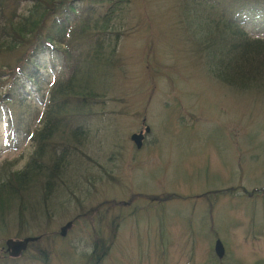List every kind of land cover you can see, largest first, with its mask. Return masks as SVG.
<instances>
[{
  "label": "rangeland",
  "instance_id": "obj_1",
  "mask_svg": "<svg viewBox=\"0 0 264 264\" xmlns=\"http://www.w3.org/2000/svg\"><path fill=\"white\" fill-rule=\"evenodd\" d=\"M89 1L93 11L85 22L94 28L115 1ZM218 1L124 0L115 6L111 25L119 38L104 49L114 52L116 63L97 95L103 100L83 125L90 144L67 141L75 149L67 182L56 188L62 196L50 204V223L30 216L42 200L35 187L26 206L20 199L0 214V249L9 239H45L10 263L94 264L101 257L98 264H264V81L241 90L217 78L232 58L231 48L223 47L232 9L254 28L264 23V8L254 2L264 0L240 1V11ZM29 7L22 3L20 9L28 15ZM254 29L264 37V30ZM42 61L54 81L69 75L62 59ZM41 88L45 97L34 84L23 100L1 109L0 170L10 163L11 172L22 170L36 156L37 135H31L43 130L57 102L48 86ZM140 132L145 140L138 150L131 136ZM53 155L43 157L44 171L58 174ZM22 208L28 225L21 227ZM217 239L226 250L221 262L214 253ZM37 249L49 253L47 261ZM6 258L0 250V264Z\"/></svg>",
  "mask_w": 264,
  "mask_h": 264
},
{
  "label": "trees",
  "instance_id": "obj_2",
  "mask_svg": "<svg viewBox=\"0 0 264 264\" xmlns=\"http://www.w3.org/2000/svg\"><path fill=\"white\" fill-rule=\"evenodd\" d=\"M114 1L112 13L105 15V18L100 17L105 25L98 26L100 20H97L92 28L85 22L90 19L93 11L89 0H0V57L11 53L14 56L5 61L0 60V113L3 108H11L17 99L23 100V93L34 84L38 85V90H35L38 96L45 97L46 92L41 87L48 86L52 95L57 97V104L46 115L43 130L36 133V156L22 170L11 172V163L0 170V214L20 199L23 201H19V204L26 206L24 201L29 200L31 190L35 187L40 189L42 200H39L38 207L35 203L36 208H30V216H44L50 223V204L59 195L62 196L56 188L67 182L65 176L68 179L67 167L71 163L69 153L74 147L67 141L76 144L85 141L89 146V132L83 125L86 126L87 120L91 119L92 109L98 99L103 100L97 98V95L101 94L100 87L111 78L110 70L116 63V60L111 59L114 52L104 49L105 43L112 39L118 40L120 34L115 31V25L112 26L111 22L116 17L115 6L119 8L124 0ZM240 1L246 4L249 0H232V4ZM22 3L30 6L28 15L21 11ZM84 5V18L80 19L78 14ZM229 23L228 38H224L223 47L231 48L227 55H232V58L229 63L221 64V71L216 77L227 85H232V88L247 90L250 86L257 85L256 82L264 81V37H252L236 15L232 16ZM78 33L81 36L76 37ZM113 35L118 36L115 38ZM44 57L53 65L62 59V66L68 69L69 75L58 81L51 79V69L47 63L41 65ZM51 101L54 102L53 99ZM76 123L78 125L74 128ZM56 139H59L58 144L55 143ZM49 151H54L53 157L58 168L62 169L58 174L44 171L43 157ZM59 161L63 162L62 167ZM84 176V173L79 175L81 178ZM23 211L24 208L19 217L21 227L28 225L23 222L27 220V216L23 218ZM29 230L30 227L21 229L20 232ZM43 240L44 237H41L39 241L30 243L29 250L39 247ZM48 240L50 243L54 242L51 237ZM37 252L47 261L48 252L42 249H37ZM4 256L10 258L5 259L7 264L19 259L11 258L7 253ZM97 260L94 264H98Z\"/></svg>",
  "mask_w": 264,
  "mask_h": 264
},
{
  "label": "water",
  "instance_id": "obj_3",
  "mask_svg": "<svg viewBox=\"0 0 264 264\" xmlns=\"http://www.w3.org/2000/svg\"><path fill=\"white\" fill-rule=\"evenodd\" d=\"M149 132V129H147ZM132 140L135 142L136 146L138 149H140L143 146V137L141 135H133ZM71 224H68L66 228L63 229V235H65L66 229L70 226ZM37 238H28L25 239L24 241H15L12 242L11 240L7 242L8 250L11 251L12 255L17 257L21 254L23 250H26L28 244L30 242L36 241ZM216 252L220 258H223L225 254L224 246L220 240L216 242Z\"/></svg>",
  "mask_w": 264,
  "mask_h": 264
}]
</instances>
